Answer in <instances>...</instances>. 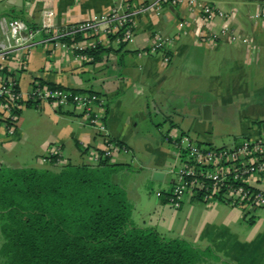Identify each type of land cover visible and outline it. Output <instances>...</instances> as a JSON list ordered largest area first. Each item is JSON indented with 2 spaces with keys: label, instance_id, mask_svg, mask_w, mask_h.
I'll list each match as a JSON object with an SVG mask.
<instances>
[{
  "label": "crops",
  "instance_id": "obj_1",
  "mask_svg": "<svg viewBox=\"0 0 264 264\" xmlns=\"http://www.w3.org/2000/svg\"><path fill=\"white\" fill-rule=\"evenodd\" d=\"M203 1L224 12L231 9L236 13L228 22L223 18L206 21L199 9L190 10L185 0L159 2V9H150L134 18L133 36L128 41H120L113 33L77 35L62 40L69 49L62 47L61 40L43 41L29 50L20 48L0 57V77L14 80L24 96L33 82L98 94L104 102L108 137L125 148L109 160L125 164L115 178L133 205L118 175L129 172L133 167L132 158L139 160L135 154L137 147L155 143L177 162L174 147L166 135L186 133L199 143L212 145L191 136L182 121L173 120L182 109L175 96L182 77H188L190 84L202 77L206 82V95L194 107L200 109L203 104H209L212 114L219 102L239 103L244 119L237 120V125L245 131L235 136L229 146L215 147H231L245 138L253 140L264 134V16L256 15L263 3ZM153 2L156 0H0V18H17L30 29L42 28L40 37L43 38L70 24L106 14L120 4L135 9ZM238 3L245 7L253 5L255 13L238 14L234 6ZM226 22L234 32L252 35L253 44L230 40L229 35L222 34L208 45L196 34L197 30L218 33ZM157 34L174 39L153 52L150 47ZM3 39L6 40V35L0 28V41ZM92 43L102 49L97 57L90 53L94 50ZM75 46H83L87 56H76L72 50ZM165 56L169 58L167 62ZM157 117L169 125L155 121ZM104 148V139L88 124L81 109L69 104L56 107L39 101L24 106L17 114L11 134L0 120V166L57 170L67 163L95 165ZM56 150L55 162L42 161ZM171 166L150 168L140 163L135 170L137 174L144 173L146 180L158 182V186L155 194L145 200L149 209L152 208L147 218L135 223L132 212V221L138 226L155 227L163 236L182 238L200 248L210 247L225 264H264L262 210L244 215L243 208L238 206L221 201L207 204L195 197L187 198L175 208L167 200L174 182V174L168 172L176 164ZM155 172L163 175L154 179ZM246 183L264 190V173H252ZM155 212L156 217L151 218ZM248 219L252 222L248 223Z\"/></svg>",
  "mask_w": 264,
  "mask_h": 264
},
{
  "label": "trees",
  "instance_id": "obj_2",
  "mask_svg": "<svg viewBox=\"0 0 264 264\" xmlns=\"http://www.w3.org/2000/svg\"><path fill=\"white\" fill-rule=\"evenodd\" d=\"M101 50L90 53L97 57ZM124 166L102 156L95 165L57 170L0 166L1 264H197L206 258L210 247L132 221V205L115 178Z\"/></svg>",
  "mask_w": 264,
  "mask_h": 264
},
{
  "label": "built area",
  "instance_id": "obj_3",
  "mask_svg": "<svg viewBox=\"0 0 264 264\" xmlns=\"http://www.w3.org/2000/svg\"><path fill=\"white\" fill-rule=\"evenodd\" d=\"M165 1L168 0L144 3L135 9L120 4L106 14L70 24L43 38L40 37V33L44 29H30L21 19L1 17L0 28L6 35V40L0 41V57L4 58L8 53L20 48L29 50L43 41L51 40H61L62 47L69 49V46L62 40L77 35L93 36L113 33L120 41H128L133 36L134 18L150 9H159V2ZM185 1L190 10L199 9L206 21L223 18L228 22L234 16L233 12H224L203 0ZM260 14L264 16V7H261L256 15ZM227 22L222 25L218 33L207 34L197 30L196 34L203 43L208 45L214 43L222 34L229 35L230 40H238L247 45L253 44L252 38L234 32ZM182 25L180 22L179 27ZM173 39L170 36L157 34L150 50L156 52L170 44ZM96 46L95 43L91 44L92 49ZM72 50L78 57L87 56L83 46H75ZM88 57L93 58L92 55ZM168 60L169 58L165 56L164 61ZM39 101H46L56 107L69 104L81 109L88 124L94 127L104 139L105 148L100 152L96 162L101 156L110 157L116 152L125 151L122 145L108 137L104 102L95 92L71 91L62 87L33 82L24 96L14 80L0 77V108L2 109L0 120L6 124L8 133L11 134L14 131L17 119L15 111L26 106L27 102ZM169 141L177 157V166L168 172L174 174V182L167 195V200L173 207L178 208L187 198L195 197L207 204L221 201L238 206L243 208L244 215L257 209L264 212V190L255 189L246 183V178L252 173H264V134L253 140L245 138L231 147L202 144L187 134H180ZM57 152V150L52 151L43 157L42 161L49 162L50 157L56 156Z\"/></svg>",
  "mask_w": 264,
  "mask_h": 264
},
{
  "label": "rangeland",
  "instance_id": "obj_4",
  "mask_svg": "<svg viewBox=\"0 0 264 264\" xmlns=\"http://www.w3.org/2000/svg\"><path fill=\"white\" fill-rule=\"evenodd\" d=\"M259 3H263L264 0H257ZM241 3L234 4L237 9L238 14H246L249 11L251 14L255 13V7L253 5L245 7L240 5ZM232 10L229 9L227 13H231ZM236 13V12H234ZM254 41L252 35H248ZM241 43V42H240ZM179 86V91H176V103L180 102L179 117L174 115L173 120L182 121L185 130L191 136L198 137L201 141L210 142L214 146H229L235 136L240 135L245 131V129L237 125V120L244 119L241 116L240 109L238 108L239 103L235 100L228 102H219V106L214 108L212 114L209 118L205 119L202 117L201 108L193 105L198 102V100L206 95V82L203 80H196L190 84L188 77H182ZM196 90V92H193ZM154 120V117L152 118ZM162 121L163 125H169L167 121L162 120L161 117L155 118V121ZM144 130L146 127H143ZM143 130V129H142ZM146 131H151L147 130ZM183 135L186 133H182ZM166 135V134H165ZM188 135V134H187ZM150 137H152L150 135ZM169 139L176 138V136H167ZM166 148L173 150L171 146L165 145ZM135 154L139 160L132 158V166L129 172L125 174L118 175L120 183L127 187L129 200L132 202L133 220L138 223L141 218L145 219L148 213L151 211L149 206L146 205L147 199L152 197L157 189L158 182L149 181L145 179V174H137V170L140 163L145 164L147 167H165L168 169L171 165L174 166L177 162L173 161L171 154L168 155L167 150L157 148L155 143H148L147 145H140L135 150ZM171 166V167H172ZM144 172H148L145 170ZM119 183V182H118ZM134 207V208H133ZM157 212V211H156ZM152 214L151 218H155L157 213ZM262 215L264 216L263 211ZM155 228V227H154ZM206 248V247H205ZM197 264H225L221 261V257L216 255V252L211 249L208 256L202 259Z\"/></svg>",
  "mask_w": 264,
  "mask_h": 264
},
{
  "label": "water",
  "instance_id": "obj_5",
  "mask_svg": "<svg viewBox=\"0 0 264 264\" xmlns=\"http://www.w3.org/2000/svg\"><path fill=\"white\" fill-rule=\"evenodd\" d=\"M201 110H202V117L205 118V119L209 118V116H210V110H211L210 105L209 104H203L201 106ZM162 175H163L162 172H155L153 174V178L155 179L156 177L162 176Z\"/></svg>",
  "mask_w": 264,
  "mask_h": 264
}]
</instances>
